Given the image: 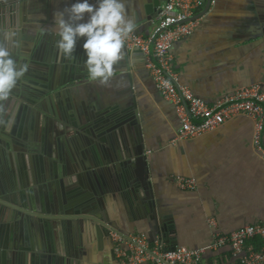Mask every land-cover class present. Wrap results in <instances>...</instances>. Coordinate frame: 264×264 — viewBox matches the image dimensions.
<instances>
[{
  "label": "crops",
  "instance_id": "1",
  "mask_svg": "<svg viewBox=\"0 0 264 264\" xmlns=\"http://www.w3.org/2000/svg\"><path fill=\"white\" fill-rule=\"evenodd\" d=\"M21 1L25 5L18 10L21 19L15 36L9 45H1L9 48L18 63L29 65L12 91L28 96L23 92L27 90L36 103L31 106L33 114L11 120L8 137L16 140L17 150L0 139V192L16 206L0 205V264H120L111 255L108 228L123 235H142L150 244L160 241L167 250L202 249L201 264H238L229 245L215 250L212 245L215 234L228 235L264 223V160L253 147V122L239 115L213 132L173 143L180 127L177 113L156 90L139 50L123 47V59L108 85L91 82L82 41L72 60L64 59L56 47L54 13L73 0ZM151 1L125 0L136 24L144 20ZM199 2L194 31L170 49L176 84L208 105L250 86L264 91V1ZM135 32L147 35L151 28L148 23L137 25ZM13 40L18 47H13ZM11 97L0 101V125L12 114L8 110ZM106 114L121 118L125 125L138 122L151 197L144 199L137 189L111 191L103 178L97 185L101 196L85 215L87 219L73 224L25 215L22 210L41 216L59 210L74 186L62 172L66 164L61 157H70L76 148L63 147L62 154L55 148L59 162L44 165L36 154L25 152L43 139L41 126L49 125V137L58 139L63 130L73 129L60 116L79 117L85 125ZM130 131L135 140L134 128ZM115 141L113 137L111 143ZM178 176L193 179L195 189H178L173 184ZM79 195L71 193L75 199ZM78 207L92 208L83 200ZM253 245L258 248V242Z\"/></svg>",
  "mask_w": 264,
  "mask_h": 264
},
{
  "label": "built area",
  "instance_id": "2",
  "mask_svg": "<svg viewBox=\"0 0 264 264\" xmlns=\"http://www.w3.org/2000/svg\"><path fill=\"white\" fill-rule=\"evenodd\" d=\"M199 7V0H167L150 21L151 32L143 35L134 31L124 46L144 55L156 90L174 106L180 127L173 143L201 137L241 115L253 122V147L264 160V91L260 86L243 88L208 105L187 87L176 84L170 49L192 34L199 21L195 17ZM173 184L182 191L196 187L193 179L180 176L173 179ZM210 225L215 226L213 222ZM108 236L113 243L111 255L120 264H201L204 254L202 249L167 250L160 241L150 244L142 235H123L111 228H108ZM256 242L258 248L253 245ZM226 245L238 258V264H264V223L246 226L228 235L215 234L212 248Z\"/></svg>",
  "mask_w": 264,
  "mask_h": 264
},
{
  "label": "water",
  "instance_id": "3",
  "mask_svg": "<svg viewBox=\"0 0 264 264\" xmlns=\"http://www.w3.org/2000/svg\"><path fill=\"white\" fill-rule=\"evenodd\" d=\"M163 0H152L145 7V18L137 24L142 25L148 23L157 15L160 4ZM167 1V0H166ZM164 1V2H166ZM264 1V0H262ZM25 5V2L21 0H0V45L7 43L14 32V28L18 27L20 21V15L18 10ZM6 44V45H7ZM6 47V46H5ZM27 95L18 94V91L11 92V103L9 109L11 116L7 118V121L0 125V131L9 134H0V139L7 142L12 150H17L16 140L9 138L8 135H12L10 131V123L13 117L20 118L25 117L28 113L31 115L35 112L32 105H35L36 99L32 98L29 91ZM36 96V94H34ZM36 98V97H35ZM19 99V100H18ZM49 120V119H48ZM60 120L65 124L67 128H73L72 130H63L62 134L59 133L58 139L49 137L47 129L49 125H42L41 129H44L43 139H38V144L30 145L25 152L36 154L39 160L44 164H52L59 162V156L55 153V148H59L61 154L63 147L67 146V149H74L75 153L70 157L62 158L61 162L64 163L62 170L65 174L67 181L73 183L74 186L70 193L64 194L65 200H61L59 210H50L45 216L36 215L30 210H22L29 218L38 219H57L59 221L80 222V219L86 218L87 213L91 212L96 206L95 202L99 201L101 191L97 188L98 182L103 178L108 180L111 191L121 192L127 190H141L142 197H151L149 177V164L146 154H144V146L141 142L140 132L138 129V122L132 120L131 126L125 125V121H120L121 118H117L113 115L106 114L102 116L95 123L81 124V118H69L61 117ZM49 122V121H47ZM134 128L136 138L131 137L130 129ZM76 129V130H74ZM7 135V136H6ZM14 137L20 138L19 134ZM113 137L116 138L114 143H111ZM23 141H26L24 137H21ZM56 142V143H55ZM105 143L108 145L106 146ZM19 151V150H18ZM20 151H24L23 148ZM120 163L119 166L114 165ZM71 166V169L69 168ZM108 184V183H107ZM67 192V191H66ZM71 193L80 194L79 199L71 197ZM90 202L92 208L80 209L78 205L82 202ZM10 198L3 197L0 192V205L6 208H16L14 204H11ZM80 209V210H78ZM70 210H74L70 214ZM88 210L86 214L82 211ZM21 211V210H20ZM54 216V217H52ZM87 219V218H86ZM165 239V238H164ZM176 247L170 250H175Z\"/></svg>",
  "mask_w": 264,
  "mask_h": 264
},
{
  "label": "clouds",
  "instance_id": "4",
  "mask_svg": "<svg viewBox=\"0 0 264 264\" xmlns=\"http://www.w3.org/2000/svg\"><path fill=\"white\" fill-rule=\"evenodd\" d=\"M54 26L59 37L56 47L64 59H74L77 43L82 41L87 78L99 85H108L114 77L125 41L137 28L125 0H73L54 13ZM18 46L13 40V47ZM28 68L0 45V101L8 99Z\"/></svg>",
  "mask_w": 264,
  "mask_h": 264
}]
</instances>
